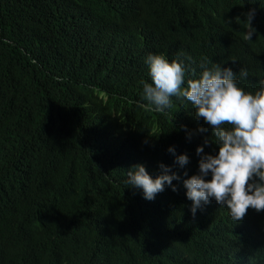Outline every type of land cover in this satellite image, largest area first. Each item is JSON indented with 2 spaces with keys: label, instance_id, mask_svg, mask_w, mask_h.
I'll return each mask as SVG.
<instances>
[{
  "label": "trees",
  "instance_id": "obj_1",
  "mask_svg": "<svg viewBox=\"0 0 264 264\" xmlns=\"http://www.w3.org/2000/svg\"><path fill=\"white\" fill-rule=\"evenodd\" d=\"M149 53L190 57V78L205 57L244 67L239 83L252 85L264 67V0H0V264H262L250 246L261 230L233 256L214 200L192 215L177 184L149 204L123 183L131 165L154 177L158 162L182 182L212 134L186 101L145 106ZM182 126L206 131L189 138Z\"/></svg>",
  "mask_w": 264,
  "mask_h": 264
},
{
  "label": "clouds",
  "instance_id": "obj_2",
  "mask_svg": "<svg viewBox=\"0 0 264 264\" xmlns=\"http://www.w3.org/2000/svg\"><path fill=\"white\" fill-rule=\"evenodd\" d=\"M244 16L247 30L242 38L252 41L255 9H249ZM225 58L229 59L226 55ZM185 59L191 58L178 57L169 62L163 54H147L144 63L150 82L141 81V95L147 101L145 106L156 112L169 109L172 97L186 101L194 110V118L198 121L202 118L210 126L211 136L204 137L203 143L195 148L198 171L181 182L178 176L181 172L172 171V165L158 162L160 173L153 177L143 164L136 163L126 170L123 183L141 189L149 204L156 202L168 187L175 191L177 184L186 189L192 215L202 204L214 200L217 204L210 209L214 216L223 214L221 206H225L229 214L225 219L233 220L228 224L233 233V247L238 241L244 242V234L250 239L257 228L263 240L252 243L253 252L256 257H264V225L253 223L264 219V67L252 85L241 86L239 77L248 76L244 67L210 62L205 57L194 68L197 72L201 70L199 75L186 78ZM182 127L189 138L194 132L206 131L203 127L196 130ZM210 141L218 148L215 154L204 151ZM167 151L173 154L177 166L187 164L186 153L176 155L173 146Z\"/></svg>",
  "mask_w": 264,
  "mask_h": 264
},
{
  "label": "bare ground",
  "instance_id": "obj_3",
  "mask_svg": "<svg viewBox=\"0 0 264 264\" xmlns=\"http://www.w3.org/2000/svg\"><path fill=\"white\" fill-rule=\"evenodd\" d=\"M256 10V9H255ZM201 72V70H198V73H200ZM186 75V78H190V76H188V74H185ZM199 75V74H198ZM197 157V156H196ZM193 158H194V156H193ZM199 158V157H198ZM197 158V159H198ZM189 162V161H188ZM188 162H187V164H188ZM191 160H190V164H191ZM194 162V161H193ZM192 162V163H193ZM196 162V161H195ZM179 177H185V176H181L180 174L178 175ZM183 181V180H182ZM222 207V209H223V214L222 215H220L219 217H215L217 220H224V218H225V216H228L229 214H228V209L225 207V206H221ZM233 220L230 218L228 221H227V225L229 224V223H231ZM247 236H245V234H244V236H242V239H245ZM240 244H242V242H240V241H238L237 243H236V246H238V245H240ZM250 246H252V243L250 244ZM83 253V252H82ZM234 254H237V251H236V248L234 247L233 248V252H232V255L234 256ZM82 257V256H81ZM230 261L232 260L231 258L229 259ZM73 261V260H72ZM76 262V261H75ZM248 264V263H247Z\"/></svg>",
  "mask_w": 264,
  "mask_h": 264
}]
</instances>
